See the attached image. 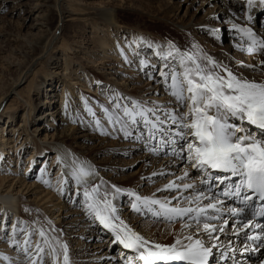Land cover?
I'll use <instances>...</instances> for the list:
<instances>
[{
    "label": "snow or ice",
    "instance_id": "snow-or-ice-1",
    "mask_svg": "<svg viewBox=\"0 0 264 264\" xmlns=\"http://www.w3.org/2000/svg\"><path fill=\"white\" fill-rule=\"evenodd\" d=\"M254 3L255 0H247L249 12ZM259 4L264 5V0H259ZM247 18L252 20L251 15ZM233 28L247 38L248 46L242 50L249 55H264V34H257L250 27ZM148 47L162 61L159 75L172 100L162 104L133 99L121 104L114 99L113 109L103 108V117L112 131L123 133L125 139L142 140L153 153L161 148L175 153L178 146L179 158L195 169V174L190 177L187 170L179 176L163 170L153 172L154 177H175L156 190L172 194L161 198L156 193L144 196L104 181L90 184L92 170L73 161L75 194L82 197L88 217L112 233L114 243L131 253L125 254L123 264H210L213 248L217 247L211 241L218 240L216 233L224 231L215 223L223 220L224 198L233 197L243 204L228 209L233 217H243L249 202L254 206L255 199L264 201V81L235 73L195 43L187 50L172 42L166 47L149 43ZM260 64L264 65V60ZM140 65L142 69L153 67L146 60H141ZM88 111L101 134H111L102 128L96 113L90 108ZM254 130L259 134L254 135ZM197 179L199 186L194 182ZM42 182L50 186V181ZM61 183L68 184V174H62ZM213 183L221 186L219 191ZM58 191L63 194L64 189ZM122 194L131 198V209L137 214L169 224L179 222L182 228L192 229L193 224L196 227L177 235L170 244L151 241L121 219L114 201ZM260 215L264 216V208ZM237 223L240 228L234 231L238 235L252 225V219ZM10 226L12 246L26 257V264H45L46 248L52 264H71L68 245L58 240L53 245L42 228L32 231L21 221ZM255 227L264 231L260 224ZM201 231L206 234L207 243L200 236ZM18 233L24 234L22 242L16 239ZM34 235L40 237L39 242L33 241ZM245 238L259 237L246 233ZM221 255L226 256L223 252ZM0 259L13 264L7 256Z\"/></svg>",
    "mask_w": 264,
    "mask_h": 264
},
{
    "label": "bare ground",
    "instance_id": "bare-ground-1",
    "mask_svg": "<svg viewBox=\"0 0 264 264\" xmlns=\"http://www.w3.org/2000/svg\"><path fill=\"white\" fill-rule=\"evenodd\" d=\"M91 1L92 0H61L62 8L60 9V11H57L59 14L58 24L62 23V26L65 23L67 24V22H80L83 24H89L91 23L90 21L94 19L93 17H95V19H99L98 21L100 22L99 24L101 25V27L95 25L98 32L93 34V39L95 43H97V48H95L92 52H89L88 57V55L86 54L87 48L81 47V49H76V47H71L64 42L60 44L59 47H56V49L54 47V52H52V55L58 54L60 56L58 60L64 62V68L61 67L63 71L58 70L60 62L57 63L55 59L54 63L52 64L54 65L52 68L48 67V65L46 66L48 68H44L45 71L43 75H41L44 80L39 83V88L41 89L39 91H42L44 93L46 100L37 102L38 99H36V103L33 104L34 109L39 108L43 105H46L48 108L42 113V115H40L38 119L37 117L33 118L31 114L33 109L28 108L27 112H23L21 123L27 126L30 123H34L35 121H41L42 124H38V126L34 130V133H36L42 128L41 125L49 130L54 129V127H56V120L61 117L63 119H59V122H63V125L65 124L67 126V128H65L66 130L62 132V136H65L67 140H69L72 144H76L77 146H79L80 144V142H78L77 140L80 136L78 138L74 137L76 130H80L79 132H82L81 129L83 125L86 126L87 124L93 130L96 129L94 124V117L90 114L88 109L90 108L93 112H95L96 116L100 113L101 120L104 119L101 107V103L104 101L102 100V97L95 96V89L98 91L100 90V87L101 89L102 87H106L108 91L110 89V91H112V99L120 98L121 100V98H124L126 100L135 99L147 102L157 101L158 103L162 104H167L172 100V98L167 95L165 91V86L162 78L159 75V71L155 73L156 78H154L153 80L149 79L145 85L139 86V82L142 81L141 78L143 77L141 73L142 68L140 65V61L145 60V57L143 56V54L139 53L138 55H136L135 63L133 62L132 58L135 54L133 51L135 49L136 51H138L140 49L139 43L144 41L141 37L135 36L136 34L131 35L132 38L130 37V39H126L127 41L125 42L121 41V45H123L122 47L119 45L111 47L109 45L110 42L117 40V36L119 34L122 35L123 33V36L127 34L117 29L118 27L122 26L119 25L116 21V17L118 15L117 12L124 9V6L126 5L124 3V0H116V4L113 5V7H102L98 5L95 6V4H93ZM11 3L12 15H18L21 11L27 12V18H25V20L23 19L25 21L23 23V29L27 30V33L29 34L27 36L32 37V42H29L28 45L30 46L29 48L35 52L39 47L44 49V41L47 39L48 34L53 29L51 26V19L54 17L53 12L56 10V6H53L52 0H11ZM35 9L45 10H43L37 16L29 17L31 14H33ZM184 9L185 12L183 11ZM165 13L167 15L169 14V17H167L169 20L168 25L176 29L179 33V37L177 38L179 44L176 45L177 47L185 50L184 47L189 44L195 43L199 46H203L213 43L217 50L210 52V54H208L209 56L214 57L221 63L223 62L222 60H225L229 63L234 64L235 66L244 67V70H241L240 68L234 70V72H240L237 74L241 76L247 77L248 79H255L257 81H264V65L260 64V61L264 60V55H249L247 51L242 50L246 49L248 46L247 38L241 32H238L233 28V25H237L243 28L250 27L257 34H264V5L259 4V0H255L254 7L250 12L247 8V0H175L172 5L167 7V11H165ZM248 15L252 16L251 21L248 20ZM215 20L220 21L215 25L209 26L210 28L208 29V34L214 36L215 41H213L209 39V35H202L201 32L204 25L212 24L213 22H215ZM27 21L30 23H28ZM145 40L146 42L151 43L147 38H145ZM216 44H218L219 46H217ZM239 48L242 49L239 50ZM241 51H244L247 54L242 55L243 52ZM72 53H75L73 54V56L75 55L73 59H75L76 57L79 61L82 60L89 65L91 64L92 67L93 65H96L97 68L95 69V71L101 75L104 81H102V83H99L96 76L93 77V75H90L89 73H83L82 75H79L76 70L71 69V61H73V59L70 54ZM76 53L79 54L76 56ZM61 55L63 59H61ZM26 58L28 59V57ZM53 58H56V56ZM122 60H126V63L124 64ZM34 63L35 62H33L31 65L33 66ZM31 65L27 69H24L22 74H20L21 76L17 78V80L12 84V87L10 88L8 93L5 94L4 97L6 98H4L3 100L0 99V103H3L5 99H7V94H12L15 95L14 100L17 101L19 105L21 104V102L25 104V101L22 95L18 92L17 88L20 87L23 81L28 79L27 77H29V73L32 72ZM244 65H254L255 68L245 67ZM227 66L232 68L230 65ZM81 69L83 70V68ZM82 70L81 72H83ZM60 82L63 84L62 95H58L57 93V90H59V88L61 87H57L58 85L56 84H59ZM133 90H136L137 92H134ZM103 94L105 93H102V95ZM122 95L124 97H122ZM130 95L134 96L132 97ZM58 100L60 101V104L57 107H53L57 104ZM104 100L108 102L107 99ZM28 106L31 107V102L28 103L26 107L24 106V109H26ZM111 108L113 109L112 106ZM81 112L85 113L81 114ZM7 113L4 117V122H10V120L12 119V115ZM88 116H90L89 118L91 120H87ZM63 125L58 123L57 128L59 126L62 128ZM101 126L106 132L112 133V131L107 130V128L109 127L105 121H102ZM19 129L18 131H16L17 127L16 129L12 128L11 130L13 132L9 139L5 137V133H2V135L0 136V171H2L3 168L7 167L9 168L6 170H10V166L16 168L17 164H15L14 161H17L19 165L23 163L25 168L23 170L20 169V174L18 173L19 170L17 168L15 169V171L11 172L13 178L17 180H13V178L0 179V187L5 183H10L11 181L15 182L13 190L16 185H20L24 190H29L34 187L33 191H35L36 193L35 201L37 202V204L41 203L42 206L49 205L48 207H46V209H48L49 211L52 210V212L58 211L61 213L68 210L69 204H71L73 200V196L68 194L66 191H63V194L59 195V200L57 199L58 203L53 204L54 197L53 195H51V193L43 192L39 187L25 182L27 181V179L32 177L33 169L37 167L33 166L34 161L31 160V155L40 157L43 156L42 159L39 158L41 164L37 167V169L42 166L44 171H40L43 175L39 173L36 176L37 182H42L43 180L48 179L50 173L49 169H51L52 165L56 164V178H59L58 181L59 184H61L59 185V188L64 189L65 185H67L69 187V192L73 189L75 194L77 189L75 187V182L71 179V168L73 166V161H75L76 164L87 166V168H90L92 170L93 175L89 178L90 182L91 180H96L97 182L104 181L106 182V184H108L106 178L103 177L105 169L102 166H99L98 163H96L94 160L91 161L85 155L80 154L79 152H74L69 148V146L67 147L65 144L66 141L61 138L60 132H56L53 136H50L54 140L58 141L51 142L53 145H50V147H48V150L53 151L47 153L43 149H40V146L36 145L33 141H31V145L33 146L32 148L28 147L24 142H22L23 149H21V146L19 147L18 145H16L21 142L19 141V139H21V131H19ZM96 131H100L101 133V130ZM253 134L258 135L259 133L258 131L254 130ZM136 135H139L138 130L136 132ZM85 136L89 135L86 133ZM121 137L124 136L122 135ZM100 138L103 139L101 141H104L103 137ZM12 143H14L13 146L10 145ZM5 146L9 147L6 148ZM141 146L142 143L140 141H137L133 137H130V142L124 144V147L138 148ZM143 146L144 148H147L145 149L146 152L138 158L143 161V166H140L139 171L135 172L131 176H127V179L130 180V184L132 185V187H121L122 189L131 191L132 189H134V187L138 188V186L142 185L145 182H148L146 184H148L149 186L147 185L148 187L143 191V195L150 196L152 193H156V195H161L158 197L163 198L164 196H169L170 193L157 192L156 190L158 188H162L166 183H168V180L159 179L162 176H152L153 172H160L161 170H163L166 173H175L177 176H179L182 175L185 170H187L190 177L195 174L196 170L187 166L179 169L180 161H183L179 158V149H175L174 153L171 149L161 148L159 152L153 153L148 145L144 144ZM15 147L16 150H14ZM81 148L83 149V147ZM168 150L176 156L174 160L172 157L161 158V154L167 153ZM21 154L27 156V159L25 160V157H23L22 155V158L24 159V161L22 162L20 161ZM88 156L91 155L89 154ZM51 158L56 160V163L53 162L52 164ZM49 161L50 163L48 164ZM118 170L119 167H116L112 172H116ZM21 171L24 173V176L21 175ZM15 173L18 174L14 175ZM65 173L68 174V184L61 183L62 174ZM27 175L30 177L27 178ZM172 177L173 176H169V179L175 178ZM194 182L197 186L200 185V181L198 179ZM110 183L111 185H116L117 181H113ZM151 185L155 186L152 188L150 187ZM212 186L216 191H219L221 187L217 183H213ZM7 195L10 196L8 197L9 199L0 198L3 203H7L9 201L14 204L17 203V199L12 197V192H9ZM123 198H127L128 201H130L131 199L127 195L122 194L116 200L120 201ZM224 202L225 210L223 214V220H218L215 223L218 227L222 226L224 228V231L219 233L225 235L229 242L237 243L238 248L232 254H226V256H222V251L218 250L225 241L221 239L220 241H218L217 247L214 249L216 252H213L214 255L212 258H210V264H230V262L231 264H264V231H262L261 228L255 227V225L259 223L252 220V225L247 229L240 230L237 235L234 231L235 229L240 228V224H238L237 221H246L247 215H244L243 217H233L229 215L228 209L231 207H236L235 202L232 200V197L224 198ZM124 209L125 208L120 209V217L121 215L127 217L129 222L132 221L129 223V225L133 227L135 231H137V229H140L139 233L151 241H155L161 244H170L174 241L177 235H180L181 233L187 234L192 230H181L180 228L182 227V225L178 224L165 226L164 229L150 231L152 227L155 226V224L147 223V227L143 228L141 219H138L137 217L131 218V216H129L131 215L129 213L134 212L132 211L131 206L127 207L125 212L122 213L121 210ZM1 210L3 211V214L1 213ZM0 213L2 214H0V217L2 216L3 219L6 217V215L9 216V213L11 214L12 212L2 207V209H0ZM78 214L80 216L73 217L67 220L65 223H61L59 219L56 224H54V226L57 227L56 229H54V232H56L57 236H59L61 239H63V234H66L64 233V231L80 229L79 232L74 233L75 236L79 237L78 240L74 239V236H72L68 239L67 242H65L68 245L71 264H105L106 259H109L110 262L114 261L111 253L115 250V248H112V246L118 244L114 243L112 233H110L108 230H102L97 227L96 225L99 224L96 221H91L89 219L88 222H86L88 215L86 214L85 209L83 210V212H78ZM67 215H71V212L64 215L62 214V217H66ZM133 215H135V212L133 213ZM233 218L235 220H232ZM11 225H14V221ZM167 227H170L168 231H166ZM192 227L195 228V224H193ZM157 228L159 227L157 226ZM96 233L105 234L107 236V239L105 240L104 244H96L92 248H89L87 246V243L91 239H93ZM246 233L248 235L259 238L246 239ZM23 239L24 237L22 238V240ZM22 240L20 241L22 242ZM73 243L75 245H73ZM105 245H107V247ZM118 250L120 256H115L117 258H124L125 254H131L124 252L120 248ZM257 251L259 252V254H256ZM223 253L227 252L224 251ZM13 256L20 261L26 260V257H24L20 251L15 252ZM228 258L231 260H229ZM47 259L48 258L45 257V260ZM46 262L48 264V261ZM110 262L107 264H110Z\"/></svg>",
    "mask_w": 264,
    "mask_h": 264
},
{
    "label": "rangeland",
    "instance_id": "rangeland-1",
    "mask_svg": "<svg viewBox=\"0 0 264 264\" xmlns=\"http://www.w3.org/2000/svg\"><path fill=\"white\" fill-rule=\"evenodd\" d=\"M174 1L175 0H124V3L126 4L124 6V9L117 12L118 15L116 17V21L119 25L122 26V27H118L117 29L119 31L125 32L127 34L124 36H123V33H122V35L119 34L117 36L118 37L117 40L110 42L109 45L111 47L117 46V45L122 47L123 45H121V41L125 42L128 39H130V37L132 38L131 35L136 34L135 36L141 37L142 40H144V41L139 43L140 49L138 51H136V49L133 51L135 53L133 58H132L133 62L135 63L136 55L141 53L145 57V60L147 59V61L151 65H153V67H151V68H143L142 69L141 73H142L143 77L141 78L142 81L139 82V86L145 85L149 79L153 80L154 78H156L155 73L158 72V69H160L162 67V61H160L156 57V55L154 54V50L150 49L148 47L149 42H146L145 38H147L153 46L164 45L166 47L169 42H173V44H175V45L179 44L178 39H177L179 37V33L176 29H174L173 27L168 25L169 20L167 17H169V14L167 15L165 13V11H167V7L172 5ZM91 2L93 4H95V6L98 5V6H102V7H113V5L116 4V0H92ZM52 3H53L54 7L56 6V10L53 12L54 17L51 19V26L53 29L48 34L47 39L44 41V43H45L44 49L39 47L35 52L29 48L30 46H28L29 42H32V37L27 36V35H29L27 33V30L23 29L24 28L23 23L25 22L24 20H25V18H27L26 17L27 12L21 11L18 15H12L11 14V7H12L11 0H9V1L0 0V99L3 100L4 98H6V97H4L5 94L8 93V91L12 87V84L17 80V78H19L21 76L20 74H22L24 69H27L33 62H35L33 66L31 65L32 66L31 67L32 72L29 73V75H28L29 77H27L28 79L23 81V83L20 85V87L17 88L18 92L22 95V97L25 101V104L23 102H21V104L19 105V103L14 100L15 95H12V94H7L8 95L7 99H5V101L3 103H0V136L2 135V133H5V137H7V139H9L10 136L12 135V132H13L11 129L12 128L16 129V127H17L16 131H18V129L20 128L19 131H21V139H19V141H21V142L19 143L20 145L19 144H16V145H18L19 147L21 146V149H23L22 142H24V143H26V145L28 147L32 148L33 146L31 145V141H33L36 145L40 146L39 147L40 149H43L45 152L50 153L53 151V150L52 151L48 150V147H50V145H53L51 142L58 141V140H54L50 136L51 135L53 136L56 132H60L61 138L66 141L65 144L67 147L69 146V148L72 149L74 152H79L80 154L85 155L91 161L94 160L96 163H98L99 166H102L105 169V171L103 173V177L106 178L109 185H111L110 182L117 181V184L120 187L131 188L132 185L130 184V180L127 179V176H131L135 172L139 171L140 166L141 167L143 166V161L141 159H138V158L141 157L143 155V153L146 152L145 149H147V148H144L143 145L145 143L142 140H140V142L142 143L141 147H138V148L124 147L125 143L130 142V138L125 139L124 137H121L123 135V133H118V132L112 131L111 125H108L109 128H107V130L112 131V133L110 135L101 134L100 131H96V130H101V128H98L96 126L95 118H94V124H95L96 129L93 130L87 124L86 126L83 125V127L81 129L82 132H79L80 130L75 131L74 137L78 138L80 136L77 139L78 142H80L79 146H77L76 144H72L69 140H67V138H65V136H62V132H64L66 130L65 128H67V126L65 124L63 125V122H59V119L60 120L63 119L61 117H59L56 120V127H54V129L49 130L46 127H43V125H41L42 128L39 131H37L36 133H34V130L36 129L38 124H42L41 121H39V122L35 121L34 123H30L27 126H25V124H21L23 112L24 111L27 112L28 108L33 109L31 114H32L33 118L37 117V119L48 108L46 105H43L39 108L34 109L33 104L36 103V99H38L37 102H42V101L46 100L44 93L42 91H39V90H41L39 88V83L44 80V78L41 77V75H43V73L45 71L44 68H48V67L52 68L54 66L52 64L54 63V59H55V61H57V63L60 62L59 63L60 66L58 67V70L63 71L62 68H64V62L58 60L60 58V56L58 54L52 55V52H54L53 51L54 47L56 49V47H59V45L64 42V43L70 45L71 47L72 46L76 47V49H78V48L81 49V47L87 48V50H86L87 55L89 52H92L95 48H97V43H95V41L93 39V34L98 32V30L96 29L97 28L96 26L101 27V25L99 24L100 22L98 21L99 19H97V18L95 19V17H93L94 19H92V21H90L91 23H89V24H86V23L83 24L80 22H76V23H68L67 22V24L65 23L66 25L64 24L62 26V23L58 24L59 23L58 22L59 21V19H58L59 14L57 12L58 10L60 11V9L62 8L61 7L62 2H61V0H58V1L52 0ZM43 10H45V9H41V10L35 9L33 14H31L29 17L37 16ZM183 11L185 12V9ZM201 16H202V13H201ZM219 21L220 20H215V22H213L212 24L204 25L202 28L201 34L205 35V36L209 35V39L215 41L214 36H212L211 34H208V29L210 28L209 26L215 25ZM28 23H30V22H28ZM25 39H26V41H25ZM19 40H21V41H19ZM191 45L192 44L185 46L184 49L187 50V49L191 48ZM216 45L219 46L218 44H216ZM200 47L203 49V51L205 53H207V55L210 54V52L217 50V48H215V45L213 43L206 44V45H203ZM241 49L242 48H239V50H241ZM241 52H243L242 55L247 54L244 51H241ZM73 54H75V53L70 54L72 59L75 56V55L73 56ZM78 54L79 53H76V56ZM25 55H26V57H28V59L25 57ZM55 56H56V58H53ZM88 57H89V55H88ZM61 59H63L62 55H61ZM122 61L124 62V64L126 63V60H122ZM222 61H223L222 63L224 65H226V64L230 65L232 67L231 69L233 71L235 69H238V68H240L241 70L242 69L244 70V67L235 66L234 64L229 63L228 61H225V60H222ZM47 65H48V67H46ZM80 67L83 68V70ZM96 68H97L96 65H93V67H92L91 64L89 65L82 60L79 61L76 57H75V59H73V61H71V69L76 70L79 75H82L83 73H89L90 75H93V77L96 76L99 83H102V81H104V80L102 79L101 75L95 71ZM81 70L83 72H81ZM235 73H240V72H235ZM56 85H58L57 87H61V88H59V90H57L58 95H62L63 84L60 82L59 84H56ZM133 91L137 92L136 90H133ZM102 93H105L106 95L105 94L102 95ZM94 94L96 97H102V100L104 101L101 103L102 104V106H101L102 110L105 107L109 108L110 110L112 109L111 106L113 107V100L114 99L111 98L112 91H110V89L108 91V89L106 87H102V89L100 87L99 91L95 89ZM130 96L133 97L134 95H130ZM122 97H124V96L122 95ZM104 99H107L108 102H106ZM59 100H58L57 104L54 105L53 107H57L60 104ZM128 101L129 100H126L124 98H121V100L119 98V103H121V104H125ZM30 102H31V107L28 106L26 109H24L26 107V105H28V103H30ZM6 113L12 115V119L10 120V122H7V121L4 122V117H5ZM82 113H85V112H81V114ZM100 116H101V114L99 113L96 117L101 120ZM89 117L90 116L87 117V120H91ZM102 121H105V119L101 120V124H102ZM4 123H5V125H4ZM58 123L63 125V127L61 128L59 126L57 128ZM55 128H57V129H55ZM86 133L89 136H85ZM94 135H97V136H94ZM100 137H103L104 141H101L103 139H101ZM10 145L13 146L14 143H12ZM9 146H5V147L8 148ZM80 146L83 147V149ZM1 147H3V146H1ZM177 149H179L178 146H177L176 150ZM14 150H16V147ZM89 154L91 156H88ZM22 155H23V157H25V160L27 159L26 155L21 154V156H20L21 162L24 161V159L22 158ZM31 157H32L31 160L34 161L33 166L38 167L41 164L39 161V158L42 159L43 156L40 157V156H36V155H31ZM168 157L169 158L172 157L173 160L176 158V156L174 154H172L171 151H169V150L167 151V153L161 154V158H168ZM14 162H15V164H17L16 168L19 170L18 173L20 174V169L23 170L25 168L24 164L21 163V165H19V163H17V161H14ZM51 162H52V164H53V162L56 163V160L51 158ZM49 163H50V161L48 162V164ZM184 166H187L185 161H180L179 169L183 168ZM37 167L35 168L36 170L33 169L32 177L27 179V181H25V182L39 187L43 192L51 193V195H53V197H54L53 204H57L58 200H59V195L61 194V192L58 191V188H59V185H61V184H59V181H58L59 178H56V172H57L56 164L51 166V169H49L50 173H49L48 179H46V180L50 181V186L46 185L45 183L43 185V182H41V181L37 182L36 176L39 173H41L43 170L42 166H40L39 169H37ZM116 167H119V170L116 172H112ZM8 168L9 167L3 168L2 171H0V179H2V178H13L11 172L15 171L16 168L13 166H10L11 169L6 170ZM32 168H31V170H32ZM18 173H15L14 175H16ZM21 175L24 176V173L22 171H21ZM28 177H30V176L27 175V178ZM159 179L169 180V177L167 179L165 177H160ZM13 180H17V179L13 178ZM35 182H37V183H35ZM94 183L99 184L100 182H97L96 180H91L90 184H94ZM146 183H148V182L143 183L142 185L138 186V188L134 187V189H132V190H135V191L139 192L141 195H143V193H144L143 191L146 190V188L149 186ZM160 183H157V184H160ZM164 183H165V181H164ZM14 184H15V182L11 181L10 183H5L3 186L0 187V194H1L0 198L9 199L8 197H10V196L7 194L9 192H12L13 193L12 197L17 199L16 204L12 203L11 201H9L7 203H3V201L0 200V209H2V207H3V208L8 209L9 211L12 212L11 214L9 213V216L6 215V217L3 219H2V216L0 217V239H1L0 240V242H1V244H0V257H4V256L9 257L10 260L13 262V264H26V260L20 261L13 256V254L18 251L17 249L13 248L11 240H10V238L12 237L10 225L13 223V221H14V224H16L17 221L26 222V226L29 229L31 226L32 231H35V229L42 228L45 231V233L48 235V237L52 240L53 245H55V242L57 240L60 241L61 243H65L72 236H74V239H77V240L79 239V237L75 236L74 233L79 232L80 229H77V230L73 229L71 231H68V230L64 231V233H66V234H63L64 235L63 239H61L59 236H57V233L53 231V229L57 228L56 226H54V224H56V222L59 219H60L61 223H65L67 220H69L73 217L80 216L78 214V212H83V210H84V205L82 203V197L75 195L73 189L70 190V192H69V190H68L69 187L67 185H65L64 191H66L68 194L73 196V200H72L71 204H69L68 210L60 213L58 211L52 212V210L49 211L48 209H46V207H48L49 205L42 206L41 203L37 204V202L35 201L36 193H35V191H33L34 187H32L29 190L28 189L24 190L23 188H21L20 185H16L14 187V190H13ZM154 186L155 185H153V186L151 185L150 187L153 188ZM170 195H172V194H170ZM157 196H161V195L159 194ZM114 203L116 204L117 208L119 207L118 208L119 211L121 208H125L124 210H121L122 213L125 212L127 207L131 206L130 201H128L127 198H123L120 201L115 200ZM26 209L28 211H25ZM70 212H71V215H67L66 217H62V214L64 215V214L70 213ZM1 213L3 214L2 210H1ZM133 213H129V214H131L129 216H131V218L137 217L138 219H141V224L143 223L142 224L143 228L147 227V223L155 224V226L152 227V229L150 228L151 229L150 231L164 229L165 226H172V225L180 224L179 222L169 224L167 222L154 220L150 215L145 217L144 215H140L137 213H135V215H133ZM60 215H61V217H60ZM7 217L9 218V220ZM89 219L90 218L88 217L86 219L87 220L86 222H88ZM121 219L125 220L128 224L130 222H132V221L129 222L128 218L124 217V215H121ZM90 220L92 221V219H90ZM232 220H235V219L233 218ZM96 226L102 230H107V229H104L100 225H96ZM157 226L159 228H157ZM169 228L170 227H167L166 231H168ZM180 229L185 230L187 228L181 227ZM192 229H195V228L192 227ZM137 232L139 233L140 229H137ZM200 235H201V237H203L205 239V241L207 243L208 241H207L206 235L203 232H200ZM216 235L219 237V239L215 240V241H211V243H214L217 245L218 241H220L221 239H223L225 241L224 244L221 245V247L219 248L218 251H222V252L225 251V252H227L225 254L230 255L238 248L237 243L229 242L228 239L225 237V235H223L222 233L217 232ZM23 237H24L23 233H18L16 238L18 240H22ZM106 239H107V236L105 234L96 233L95 236L93 237V239H91L87 243V246L89 248H92L96 244H104ZM33 241L39 242L40 237L38 235H34ZM73 245H75V244L73 243ZM105 246L107 247V245H105ZM112 248H115V250L111 253L114 261L110 262L109 259H106L105 264H107L109 262H110V264H123V257L117 258L120 256L118 249L120 248L126 253H130V252L128 250L123 249L121 245H113ZM215 248H213V250ZM213 252H216V251L214 250ZM115 256H117V257H115ZM45 257L48 258L47 260H45V264H47L46 261H48V264H52L51 257L47 255V248H46ZM229 257H231V256H229ZM61 260H62V257H61ZM229 260H231V259H229ZM0 264H8V262L3 260V259H0ZM230 264H231V262H230Z\"/></svg>",
    "mask_w": 264,
    "mask_h": 264
}]
</instances>
